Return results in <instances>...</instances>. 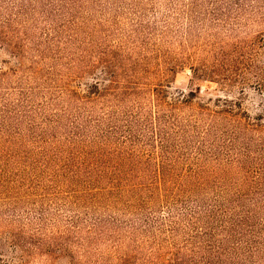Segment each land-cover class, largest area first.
Returning a JSON list of instances; mask_svg holds the SVG:
<instances>
[{"label":"rangeland","instance_id":"rangeland-1","mask_svg":"<svg viewBox=\"0 0 264 264\" xmlns=\"http://www.w3.org/2000/svg\"><path fill=\"white\" fill-rule=\"evenodd\" d=\"M231 1L0 0V71L24 65L20 81L18 74L0 77V115L5 106L16 112L5 126L0 125V132L5 134L4 152L0 154V264H102L101 258L113 248L112 235H106L104 242L89 230L96 220H106L102 225L107 226L109 219L114 220L110 214L115 212H85L77 205L63 204V195L56 196L60 189L53 190L57 183L47 181L52 180L54 172L40 170L34 161L40 146L35 145L38 136L66 134L71 120L84 111L77 109L75 98L69 97L72 90L83 92L96 81H104L101 62L95 71H90L99 59L109 60L116 71L119 66L134 68L123 75L125 87H163L171 98L182 91L197 95L192 105L169 112L167 117L170 121L177 112L186 128L172 130L163 148L178 173L196 165L210 171L215 180L230 181L237 180V174L235 167L232 171L227 169L237 160L246 168H254L261 158L264 164V144L256 139L258 130L247 127L246 120L239 125L228 118L205 132L212 124L209 126L208 115L203 116L198 108L200 103L220 98L222 104L228 99L232 105L237 103L236 108L247 119L254 121L262 115L264 120V89L259 87L255 73H246L229 83L223 81L222 77L234 78L245 66L237 68L235 63L226 61L217 48L243 40L252 45L245 52L253 65L264 68V14L258 13L264 0H239L242 6ZM202 70L220 79L221 86L199 78ZM236 80L239 85H235ZM135 100L143 115L153 117L155 109L147 95ZM103 103L105 110L114 107L111 101L94 104L90 106L94 117L104 112ZM116 107L118 118L96 128L107 130L116 123L121 127L113 140H123L127 135L122 128L126 124L123 116L131 105ZM93 130L86 137L90 138ZM133 131L142 151L151 153L155 161L161 148L151 131L149 135L141 122L133 126ZM19 150L28 153L25 162L33 169L17 170L21 166L13 160H18ZM215 186L216 183L211 184L206 191ZM153 213L154 220L171 217L166 208ZM116 214L121 220L133 218L129 213ZM134 218L138 230L131 238L136 246L139 239L147 238L159 225L148 227L143 213ZM181 219L175 237L178 244H183L187 231H194L188 219ZM127 226L123 230L129 232ZM168 234L157 233V241L167 246ZM14 236L26 246V251L12 244ZM132 240L125 238L127 252L134 247ZM38 245L42 247L37 248ZM53 246H63L65 253L54 255ZM146 249H140L137 258L150 264ZM153 256H158L157 252ZM106 261L114 264L113 259Z\"/></svg>","mask_w":264,"mask_h":264},{"label":"trees","instance_id":"trees-1","mask_svg":"<svg viewBox=\"0 0 264 264\" xmlns=\"http://www.w3.org/2000/svg\"><path fill=\"white\" fill-rule=\"evenodd\" d=\"M238 6L243 4L239 0H232ZM264 14V7L258 9V13ZM252 45L237 40L230 44H220L218 54L226 61L235 63L237 68L245 66V70H239L234 78L222 80L229 83L231 79H237L249 73H255L258 84L264 89V68L255 67L245 50L251 49ZM102 63L104 68V81H96L85 91L72 90L70 98H75L77 109L82 110L78 117L71 120L70 129L66 134L57 136L51 134L47 138L38 136L35 145L37 147V157L34 160L36 166L43 171L54 172L52 180L57 183L55 188L56 196L62 194L65 205H77L85 212H99L100 214H110L114 218L106 220H96L90 226L89 233L104 237L112 235L113 248L108 256L102 257V264H111L106 261L110 259L114 264H144L137 258L140 249H146L151 258L150 264H264V164L259 163L254 168H246L241 161L237 160L227 171H232L235 167L237 180H217L213 179V174L204 168H196V165L189 166L185 171L178 173L176 167L169 158L165 156V141L172 135V130H186L185 126L177 117V112L168 121L169 112L179 111L186 106L193 104L197 97L194 92H177L175 98H171L168 91L163 87L151 89L135 90L130 86H123L125 77L131 69L116 71L109 60H97L96 65L91 66L90 71H95ZM24 65L17 68L0 71V77L18 74L23 71ZM172 69V68H170ZM174 69V68H173ZM194 76L197 75L195 69ZM175 70V69H174ZM171 71V70H169ZM168 73V72H167ZM198 73V72H197ZM207 70H202L199 78L215 81L221 86V80L208 76ZM208 77V78H207ZM205 80V81H206ZM105 81H108L106 84ZM239 85V80L234 82ZM217 90V89H216ZM142 95H147L155 114L153 117L143 115L142 108L136 104V100ZM136 97V98H134ZM133 99V100H132ZM114 107L103 111L101 116L94 117V111L90 106L110 102ZM218 98L210 103L199 104L200 113L208 115L210 131L218 121L232 118L239 125H243L246 120L247 127L254 128L260 132L257 141L264 144V120L260 115L254 121L240 114L237 103L232 100ZM130 104L131 109L125 111L123 118L126 124L122 127L127 132L125 139L113 140V136L120 129L116 123L108 126L109 129L97 130L107 120L117 119V105ZM5 106L2 108L0 125H6L10 117L16 112ZM141 124L145 131L153 139L156 145H160L161 153L152 160L151 153L142 151L141 145L137 142L138 135L133 131L135 124ZM188 122H191L188 120ZM170 127V130H167ZM93 128V135L86 137L89 130ZM122 131V130H121ZM124 132V133H125ZM5 134L0 132V154L4 149L2 142ZM150 137V136H149ZM122 139V138H121ZM150 139V138H149ZM154 141V140H149ZM148 141L149 144H151ZM155 141L153 143H155ZM42 144V145H41ZM10 149V148H8ZM19 158L16 165L17 170L34 168L29 167L26 158L28 153L19 150ZM234 164H236L234 166ZM58 178H65L54 180ZM42 181L37 179V182ZM216 181V182H215ZM215 188L206 191L215 184ZM58 186V188H57ZM30 189V188H28ZM203 190L204 193H203ZM210 194L213 196L210 198ZM202 195V196H201ZM198 198H200L198 200ZM160 208L168 209L171 217L166 220L159 218L154 220L152 214ZM157 209V210H156ZM129 213L132 219L121 220L116 213ZM143 213L144 222L148 227L158 223L159 227L150 231L147 238L139 239V244L131 236L137 232V220L135 216ZM181 218L188 219L192 231L186 232L183 244H178L175 240ZM99 221V222H98ZM128 225L129 232L123 230V226ZM166 231L168 234V244L157 241V233ZM173 237V238H171ZM125 238L132 240L134 247L130 252L125 249ZM12 244L18 246L22 251L27 248L14 236ZM38 245L37 248H41ZM49 254L50 250L44 251ZM64 252L63 246H53L52 253ZM155 252L158 256L151 257ZM169 255V258L164 257Z\"/></svg>","mask_w":264,"mask_h":264}]
</instances>
